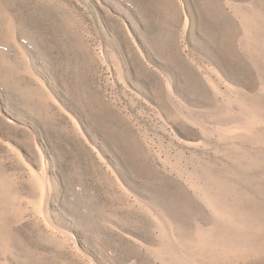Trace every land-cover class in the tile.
I'll list each match as a JSON object with an SVG mask.
<instances>
[{
  "label": "rangeland",
  "instance_id": "1",
  "mask_svg": "<svg viewBox=\"0 0 264 264\" xmlns=\"http://www.w3.org/2000/svg\"><path fill=\"white\" fill-rule=\"evenodd\" d=\"M0 264H264V0H0Z\"/></svg>",
  "mask_w": 264,
  "mask_h": 264
}]
</instances>
